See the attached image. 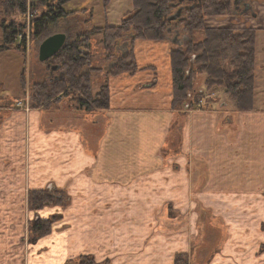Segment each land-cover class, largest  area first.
I'll return each mask as SVG.
<instances>
[{"label": "crops", "instance_id": "crops-1", "mask_svg": "<svg viewBox=\"0 0 264 264\" xmlns=\"http://www.w3.org/2000/svg\"><path fill=\"white\" fill-rule=\"evenodd\" d=\"M75 4L77 12L88 14L80 36L119 27L133 10L132 0H78L69 6L73 14ZM169 38L136 41L137 72L105 80L106 110L87 114L75 108L65 111L62 123L52 108H4L0 263L10 249L5 235L18 230L29 193L58 189L70 200L65 217L27 249L37 253L28 264H77L82 258L95 264H175L178 256L189 264H264V102L255 95L253 111L233 119L213 109L174 110ZM127 48L122 44L118 56ZM100 89L94 83L95 95ZM201 208L228 228L221 255L199 257L191 231L166 235L161 227L159 217L170 209L193 220ZM11 253L10 264L31 258L20 249Z\"/></svg>", "mask_w": 264, "mask_h": 264}, {"label": "trees", "instance_id": "trees-1", "mask_svg": "<svg viewBox=\"0 0 264 264\" xmlns=\"http://www.w3.org/2000/svg\"><path fill=\"white\" fill-rule=\"evenodd\" d=\"M76 0H36V3L46 12L36 18L33 24V33L42 35L47 27L62 18L71 16L73 12L68 7ZM105 4L109 0H104ZM133 10L128 14L120 27H106L100 31L96 29L91 34H84L72 43H68L56 56L61 61L62 77L51 82L37 85L35 92L39 98L40 106L50 104L55 93H63L66 97L78 93L81 97L72 98L77 101L79 109L87 114L109 108V86L106 81L100 91L94 95L92 92L93 73L90 69L91 53L89 40L93 34L103 32V43L107 52H110L116 43L125 35L130 37L127 51L121 58L112 63L107 79L122 74L137 72L133 47L136 41H165L172 32L184 33L191 41L182 43L171 52L173 71V109L177 110L186 101H190L189 89L195 81V73L207 75V85L215 88H225L227 93L234 95L237 112L248 113L253 111L254 100V72L255 71V35L256 31L247 28L235 30L232 28H206L208 18H231L235 16L233 0H198L190 3L187 0H132ZM0 8L4 15L10 16L18 11H27V0H3ZM179 9H183L181 19L172 22L171 16ZM248 15V14H247ZM18 25L11 23L4 25V44L0 45V54L6 52L7 46L15 43L19 34ZM175 29V30H174ZM203 33L201 42H193L192 37ZM181 35V34H180ZM197 54L195 62L190 66L191 55ZM198 68L195 69V68ZM36 87V86H35ZM78 97V95H76ZM189 96V97H188ZM198 98V97H197ZM40 108V107H39ZM48 192L34 191L32 195H41L51 199ZM50 222V221H49ZM43 221L42 227L35 226L33 230L44 237L50 234V224ZM80 261L87 264L93 260L82 258ZM89 264V263H88ZM175 264H188V257L178 256Z\"/></svg>", "mask_w": 264, "mask_h": 264}, {"label": "rangeland", "instance_id": "rangeland-1", "mask_svg": "<svg viewBox=\"0 0 264 264\" xmlns=\"http://www.w3.org/2000/svg\"><path fill=\"white\" fill-rule=\"evenodd\" d=\"M2 1L3 0H0V2ZM77 1L78 0L72 3ZM232 2L234 3L235 0ZM242 3L243 6L244 4H247L250 7L249 12L245 13V15H241V12H244L245 10L244 8H242L241 12L236 11L234 8V13L237 17H211L208 19H217L220 22L215 23L214 20L207 22V19L204 26L206 28L212 29L232 28L241 31L243 29L250 28L256 31L255 53L257 55L255 54V71H253L254 109L255 95L260 96V101L264 102V0H244ZM76 5L77 4H75L72 9H74ZM46 10V8L38 5L36 0H27V11L25 13L16 11L12 15L7 16L2 13L3 9L0 8V45L4 44V25L5 27H8L11 25V23H14L18 25V29L20 30L15 43L8 45V50L0 54V115H2L1 113L5 111L4 108H6V110L24 111L27 113L29 110L48 107L52 108L53 112L58 113L57 120L63 123L65 122V111L75 110V108L79 109L77 104L78 102L72 99L74 97L78 100V98L81 97V95L78 93L71 95V97H66L63 93H55V96L53 97L50 104L40 106V100L39 98H36L35 92L38 88L37 85L45 84L46 82L49 83L53 79H57L63 75L61 70L62 68L56 72H52L53 67H61V61H59V59L57 60L56 57L46 63L40 62L39 52L41 44L52 35L65 34V32L69 34V41L67 42V45L68 43H72L80 36V34H82V26L80 22L81 20L88 19V14L84 17L81 12H77L76 7L74 9L75 13L71 15L75 17L73 20L67 21V18L71 16L62 18L56 23L49 25L47 30L39 36L33 33V24L34 21H36L35 19L41 17L43 13L46 12ZM124 18L122 19L121 23L123 22ZM102 29L104 28H101L100 31ZM86 34L88 35L91 33L87 31ZM180 34L181 39L183 42H185V44L188 41H191V39L187 38L184 33ZM103 35V32L93 34L89 40V51L91 53L90 69L95 70V73H93V86L94 83L95 85L97 84V87L100 84L101 88L106 83L105 80L107 79V74L111 69L112 63L123 56H118L121 53H118L117 49L122 44H128L130 41V37L123 33L125 37L119 40L110 52H107L103 43ZM174 36V32H172V34L169 36L171 43V39H173ZM203 39V33H197L194 37H192V41L196 43L201 42ZM175 47L177 48V46L174 45V48ZM196 58L197 54L191 55V67H193L192 62H195ZM256 65L258 66V71H256ZM195 69L198 70L197 67ZM194 78L195 81L192 82L193 88L189 89L190 91L188 92L190 101L188 100L184 102L177 110L190 112L205 110L210 111L213 109L214 111L219 110L222 113V117L225 119L227 115H229L228 118L230 119L235 118L234 114L237 113V105L233 94L231 95L230 93H227L225 88H215V86H208L206 81L207 75L205 74L195 73ZM96 89L98 90V88ZM76 95H78V97ZM178 136L179 134L176 133L174 136L175 144L171 142L172 148L173 146L177 145ZM32 192L34 191L29 193L27 204L24 203V201L22 202L23 214L19 218L21 222L18 230L11 231L5 235L7 242L4 244V246H8L10 249L6 250L7 254L5 256L3 252H1L3 254L1 258L3 259V264H7L8 260V264L14 262L11 261L13 259V253L8 255L12 249H20V251H22V253L25 255L27 249H30L29 247L31 245L37 244L40 240L48 236L46 235L44 237H38L40 235H37L35 230H33L35 226L38 225L40 228L42 227L41 223L43 221H50V234H52L54 232L55 226L61 223L65 217V209L70 204V200L68 199V196L65 195V191H60L58 189H47L42 191L48 192L47 194L50 196V200L41 195L34 196L32 195ZM199 213L200 215L193 217L192 220V217L186 216L184 214L181 216L179 213H176L170 209L169 213H166V217H163L164 220L162 217H159V219H161L160 224L164 232H166V235H175L180 232H187L188 230L191 231L193 235L191 238L193 239L194 244L197 245V252L194 254L198 255L199 257L221 255L223 246L230 235V233L228 234L229 231H227V226V229L224 230L220 224L221 221L215 217H212L213 215L211 216L207 214L205 209L203 210L201 208ZM231 216L234 218L233 215ZM262 217L264 223V213ZM17 220L18 217H15L16 222ZM28 254L29 253L27 252L26 257ZM29 256L31 257L29 260L27 258L25 260L22 258L21 263L16 261V264L30 263V260H34V258L37 257V253L29 254ZM87 262L92 264V262ZM80 263H83V261H79L77 264Z\"/></svg>", "mask_w": 264, "mask_h": 264}, {"label": "water", "instance_id": "water-1", "mask_svg": "<svg viewBox=\"0 0 264 264\" xmlns=\"http://www.w3.org/2000/svg\"><path fill=\"white\" fill-rule=\"evenodd\" d=\"M187 1L190 3H194L198 0H187ZM242 1L244 0H235L234 6H235L236 11L240 9V5ZM249 10H250V7L247 4H245L244 14L248 13ZM182 14H183V9H179L176 14L171 16L170 21L175 22L181 19ZM171 40L175 46H181L183 43L179 32H176L175 36ZM67 42L68 40L65 34H55V35L48 37L40 46V52H39L40 62L46 63L54 59L64 49V47L67 45ZM58 70H60L59 66H55L52 68V72H56Z\"/></svg>", "mask_w": 264, "mask_h": 264}, {"label": "flooded vegetation", "instance_id": "flooded-vegetation-1", "mask_svg": "<svg viewBox=\"0 0 264 264\" xmlns=\"http://www.w3.org/2000/svg\"><path fill=\"white\" fill-rule=\"evenodd\" d=\"M242 8H244V9H245V4H244V6H243V4H241V5H240V9L238 8V9H239L238 11H240V12H241ZM244 9H243V10H244ZM241 13L243 14L244 12L242 11ZM243 15H244V14H243Z\"/></svg>", "mask_w": 264, "mask_h": 264}]
</instances>
